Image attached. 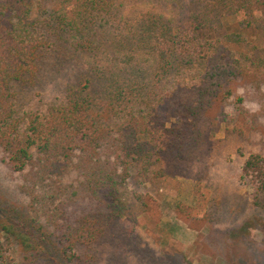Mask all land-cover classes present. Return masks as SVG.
<instances>
[{
	"label": "trees",
	"instance_id": "trees-1",
	"mask_svg": "<svg viewBox=\"0 0 264 264\" xmlns=\"http://www.w3.org/2000/svg\"><path fill=\"white\" fill-rule=\"evenodd\" d=\"M137 1L0 0V162L17 178L0 196V264H92L129 178L187 172L229 104L255 126L236 90L264 84V0H188V14L130 20ZM46 70L66 75L61 94L23 108ZM240 180L264 212V150Z\"/></svg>",
	"mask_w": 264,
	"mask_h": 264
},
{
	"label": "rangeland",
	"instance_id": "rangeland-1",
	"mask_svg": "<svg viewBox=\"0 0 264 264\" xmlns=\"http://www.w3.org/2000/svg\"><path fill=\"white\" fill-rule=\"evenodd\" d=\"M192 9L188 0H139L126 16L131 20L153 12L170 18ZM64 76L46 70L27 91L23 108L41 109L55 99L67 82ZM236 94L249 112L258 114L255 126L244 123L229 104L206 157L187 172L129 178L120 189L125 213L111 220L103 240L88 250L92 264H264V212L251 205L252 187L240 180L245 158L264 150V84L259 90L238 86ZM15 176L0 162V196L6 200L15 194ZM74 176L69 172L65 180ZM139 192L149 194L150 209H141L134 196ZM0 237L5 241L1 232Z\"/></svg>",
	"mask_w": 264,
	"mask_h": 264
}]
</instances>
